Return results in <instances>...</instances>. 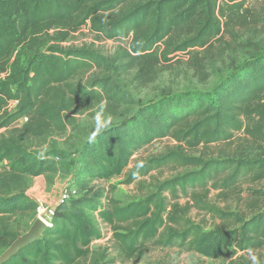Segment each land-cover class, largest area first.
I'll return each instance as SVG.
<instances>
[{
  "label": "trees",
  "instance_id": "trees-1",
  "mask_svg": "<svg viewBox=\"0 0 264 264\" xmlns=\"http://www.w3.org/2000/svg\"><path fill=\"white\" fill-rule=\"evenodd\" d=\"M254 2L0 0V256L21 236L12 218L28 216L22 234L37 218L39 203L28 195L32 178L65 173L76 191L55 208L43 236L3 264L126 263L152 246L226 264H264V189L252 190L247 213L190 194L219 220L210 230L191 218L190 203H180L189 189L208 195L209 187L264 183V45L245 42L256 49L207 89L166 90L149 99L135 98L131 90L155 81L172 60L188 57L202 72L215 42L228 33L236 43L234 28L250 24ZM87 25L98 38L120 43L114 54L67 44ZM98 104L116 118L95 141H88L93 129L69 148L51 142L53 132L75 128L73 114ZM237 134L247 143L233 155L193 153ZM164 138L175 144L135 161L139 151ZM33 140L47 147L35 150ZM189 167L196 169L156 180L151 192L126 204L113 195L115 185L103 187L115 178L130 185L154 171ZM104 228L112 244L93 248L105 238Z\"/></svg>",
  "mask_w": 264,
  "mask_h": 264
},
{
  "label": "rangeland",
  "instance_id": "rangeland-1",
  "mask_svg": "<svg viewBox=\"0 0 264 264\" xmlns=\"http://www.w3.org/2000/svg\"><path fill=\"white\" fill-rule=\"evenodd\" d=\"M250 10V24L245 28L236 26L234 30L239 32L236 43L233 44V37L231 34L226 33L220 42H215L214 46L210 48L209 53L206 52L201 56H206L205 65L203 71L200 72L196 69L192 61L188 57L182 58L180 61H174L164 65L165 69L160 71L158 78L150 83L148 86L135 89L131 87L132 94L135 98H155L164 91H181L185 89H207L212 86L219 78L220 74H224L230 69L233 61H241L246 55H249L251 51L255 50L244 45L247 41H252L260 45H264V0H257ZM67 44L75 46L92 45L105 55H112L115 53L116 48L120 45L119 42L114 40L100 39L97 35L91 31L90 27L84 26L81 30L75 32ZM229 44H232L230 48ZM163 67V68H164ZM129 77H126L128 82ZM129 83V82H128ZM105 110L104 105L98 104L80 113L73 114L76 119V126L69 127V130L60 134L59 132H53L50 137L51 142L58 144L61 148H69L74 142H78L86 135L93 131L95 126V115L98 111ZM122 111V109H121ZM120 111V112H121ZM119 112V113H120ZM110 119H115V116L111 114L106 115ZM25 121H20V124L16 125L17 128L21 126ZM5 129L0 130L3 134ZM33 149H42L47 147V144L39 143L37 140L32 141ZM247 140L244 134H237L229 142H220L212 144L208 147H201L194 151L196 155H204L206 158H218L226 157L236 153L237 148L242 144H246ZM175 142L171 138H164L154 141L149 146L143 148L135 156V161L144 160L150 156L160 154L168 147L174 145ZM133 165V164H132ZM196 168H182V169H163L160 171H154L150 175L139 178L136 182L127 185L122 183V178L112 179L110 182L103 184V187H107L108 184H113L116 189L113 195L119 199L122 203L126 204L131 200L141 198L147 193L151 192L156 184V180L170 179L179 173L193 171ZM69 176L65 173H58L54 177L46 178L45 176H37L31 179V186L28 189V195L30 198L41 201L46 208V214L51 209H54L60 196L63 185L67 182ZM210 188L208 195H204L200 188L195 190H188V196L181 194L180 203L182 205L190 203L193 207L190 211L191 218L198 224L202 225L205 229L210 230L215 227L219 220L213 218L206 211L200 209L196 205V199L190 197V194L196 193L197 199L203 198L211 204L217 205L227 210H238L248 212L251 209V203L254 202L255 197L251 195L253 189H264V183L244 181L234 187L231 190H222ZM37 219V218H36ZM35 219V221H36ZM34 221V222H35ZM30 225L28 231L33 226ZM30 224L28 216L14 217L11 220V225L15 230H18L23 235V231L27 225ZM24 227V228H23ZM105 238L98 240L92 244L93 248L98 246H110L112 244V233L109 229L104 228ZM252 255L250 254V257ZM117 264H226L223 261L215 260L207 256L199 255L193 252H187L178 248L163 249L152 246L148 252L141 257L128 261L126 263Z\"/></svg>",
  "mask_w": 264,
  "mask_h": 264
},
{
  "label": "water",
  "instance_id": "water-1",
  "mask_svg": "<svg viewBox=\"0 0 264 264\" xmlns=\"http://www.w3.org/2000/svg\"><path fill=\"white\" fill-rule=\"evenodd\" d=\"M45 227L44 221L41 218H37L30 230L18 237L12 246L0 256V264H3L9 257L18 252L24 246L41 238Z\"/></svg>",
  "mask_w": 264,
  "mask_h": 264
},
{
  "label": "built area",
  "instance_id": "built-area-1",
  "mask_svg": "<svg viewBox=\"0 0 264 264\" xmlns=\"http://www.w3.org/2000/svg\"><path fill=\"white\" fill-rule=\"evenodd\" d=\"M23 120H24V121H27V118L24 117V118L22 119V121H23ZM75 195H76V191H75L73 188L70 187V185H69L68 182H66V183L63 185L62 189H61V196H60V198H59V200H58V202H57L55 208H56L59 204L64 203V202L70 200V199H71L73 196H75ZM38 203H39V206H38V209H37V218H41V219L44 221L45 226L48 227V226L51 225L52 216H53V214H54V210H55V208H54V209H51V210L48 212V214H46V208H45V206L43 205V203H42L40 200L38 201Z\"/></svg>",
  "mask_w": 264,
  "mask_h": 264
},
{
  "label": "clouds",
  "instance_id": "clouds-1",
  "mask_svg": "<svg viewBox=\"0 0 264 264\" xmlns=\"http://www.w3.org/2000/svg\"><path fill=\"white\" fill-rule=\"evenodd\" d=\"M95 126L94 131L88 137V141L91 143L95 141L97 135H99L103 130L107 129L111 123V119L109 117H105L103 109L101 108L95 115ZM143 164H138L137 167H142Z\"/></svg>",
  "mask_w": 264,
  "mask_h": 264
}]
</instances>
